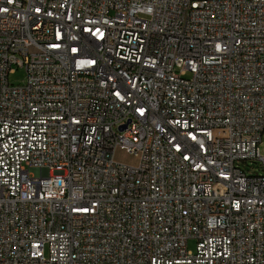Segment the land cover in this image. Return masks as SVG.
Instances as JSON below:
<instances>
[{"label": "built area", "instance_id": "obj_1", "mask_svg": "<svg viewBox=\"0 0 264 264\" xmlns=\"http://www.w3.org/2000/svg\"><path fill=\"white\" fill-rule=\"evenodd\" d=\"M263 139L264 0H0V264H264Z\"/></svg>", "mask_w": 264, "mask_h": 264}, {"label": "rangeland", "instance_id": "obj_2", "mask_svg": "<svg viewBox=\"0 0 264 264\" xmlns=\"http://www.w3.org/2000/svg\"><path fill=\"white\" fill-rule=\"evenodd\" d=\"M26 79V70L24 67H17L14 73H11L9 75V80L13 84H23ZM262 151H264V139H263V144L261 146ZM249 166H255L252 161H249L247 164L243 166L246 170H248V173H256L258 172L259 174L263 173L262 169H256V168H250ZM196 241L194 239H191L189 241V248L190 249H195Z\"/></svg>", "mask_w": 264, "mask_h": 264}]
</instances>
